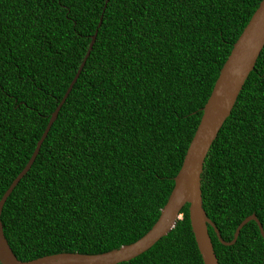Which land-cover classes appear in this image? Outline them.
Listing matches in <instances>:
<instances>
[{"label": "trees", "instance_id": "trees-1", "mask_svg": "<svg viewBox=\"0 0 264 264\" xmlns=\"http://www.w3.org/2000/svg\"><path fill=\"white\" fill-rule=\"evenodd\" d=\"M0 0L1 220L15 255L100 254L157 222L220 71L262 0ZM203 206L223 239L264 229V49L204 163ZM167 236L119 264H204L189 204ZM219 264H264L256 221ZM1 264V263H0Z\"/></svg>", "mask_w": 264, "mask_h": 264}, {"label": "water", "instance_id": "water-1", "mask_svg": "<svg viewBox=\"0 0 264 264\" xmlns=\"http://www.w3.org/2000/svg\"><path fill=\"white\" fill-rule=\"evenodd\" d=\"M108 0L106 1L105 8ZM98 28L92 36L87 53L70 83L61 102L52 113L47 127L37 142V146L25 168L11 183L0 200V263L1 264H119L128 262L151 249L158 241L167 236L182 219V209L189 204V214L192 231L204 264H219L214 244L209 232L212 227L219 241L231 246L236 243L242 228L250 221H256L264 238L263 225L255 214L245 218L237 227L231 241L223 239L215 223L208 217L203 206L202 174L204 163L209 151L218 137L224 123L231 115L240 93L255 69L256 63L264 49V0L254 12L249 23L244 28L233 49L224 63L219 77L213 87L212 93L203 107V114L197 130L190 142L187 153L179 173L174 178V188L167 203L161 210L160 217L154 226L134 243L123 245L120 248L100 254H81L78 252H63L46 255L30 261L20 260L14 253L4 232L1 215L6 201L12 194L22 178L29 172L34 164L41 147L47 138L53 124L67 101L76 84L97 39Z\"/></svg>", "mask_w": 264, "mask_h": 264}]
</instances>
